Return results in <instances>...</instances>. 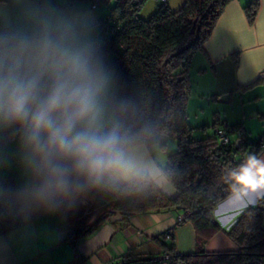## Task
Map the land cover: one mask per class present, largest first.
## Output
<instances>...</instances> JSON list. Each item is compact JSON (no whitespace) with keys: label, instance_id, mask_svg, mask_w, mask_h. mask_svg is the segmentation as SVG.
Returning <instances> with one entry per match:
<instances>
[{"label":"clouds","instance_id":"1","mask_svg":"<svg viewBox=\"0 0 264 264\" xmlns=\"http://www.w3.org/2000/svg\"><path fill=\"white\" fill-rule=\"evenodd\" d=\"M0 208L24 219L67 215L99 193L148 195L180 173L152 156L164 130L126 94L91 0H0ZM264 191V158L226 173Z\"/></svg>","mask_w":264,"mask_h":264},{"label":"trees","instance_id":"2","mask_svg":"<svg viewBox=\"0 0 264 264\" xmlns=\"http://www.w3.org/2000/svg\"><path fill=\"white\" fill-rule=\"evenodd\" d=\"M146 1L99 0V4L113 2V7L99 23L110 52L117 56L113 62L125 77L126 94L140 104L146 118L157 122L164 130L154 144L164 150L165 144L159 137L176 141L177 150L167 156L166 166L175 167L180 173L173 185L177 194L168 197L156 190L142 196L116 193L92 196L94 200L88 215L67 217L73 226L69 243L75 251L70 264L85 261L77 252L79 240L93 234L117 213L122 217L121 222L147 213L176 211L184 215L182 223H190L195 234L193 253L180 255L186 264H238L264 256V196L255 206L242 211L225 231L236 250H205V245L222 230L214 216L217 205L237 193L226 180V173L243 163L250 153L259 157L264 150V136L252 141L243 124L228 125L214 114L212 124L200 128L204 137L195 140L194 128L187 124L191 58L202 50L226 6L235 0H186L177 11H171L168 2H158L155 12L145 20L139 14ZM259 8V0H247L243 5L250 26L255 23ZM258 82L260 79L255 81ZM216 128H221L229 138L233 135L235 141L230 138L229 144L221 145ZM208 130H212L210 135ZM0 181L16 187L12 177ZM20 226L17 214L0 208V236ZM160 237L171 239L172 234L164 233ZM165 250L173 251V246Z\"/></svg>","mask_w":264,"mask_h":264},{"label":"crops","instance_id":"3","mask_svg":"<svg viewBox=\"0 0 264 264\" xmlns=\"http://www.w3.org/2000/svg\"><path fill=\"white\" fill-rule=\"evenodd\" d=\"M246 3L247 0L229 3L202 50L192 56L187 112L195 108L198 118L208 111L211 121L205 122H212L217 114L228 125L241 123L248 138L255 141L264 136V0H259V12L252 26L243 13ZM102 18L98 15V20ZM111 55L114 61L117 56ZM158 151H162L160 145ZM152 156L167 165V157H160L155 149ZM259 157L264 158V150ZM8 177L14 179L16 186L24 179L15 165L0 171V180ZM160 191L168 197L177 194L173 186ZM262 196L264 191L237 192L219 203L214 216L222 230L205 245V250H236L225 231ZM179 216L176 211H168L135 215L127 222L105 221L93 234L79 240L77 252L85 258L83 264H115L123 257L137 259L158 254L169 249L167 242L171 240L177 254H191L194 230L189 223L177 224ZM67 217H73V211L58 216L38 213L28 219L19 216L21 226L0 236V264H70L75 251L69 243L73 226ZM164 233H171L172 238H161ZM188 235L193 238L192 247L183 249L181 243Z\"/></svg>","mask_w":264,"mask_h":264},{"label":"rangeland","instance_id":"4","mask_svg":"<svg viewBox=\"0 0 264 264\" xmlns=\"http://www.w3.org/2000/svg\"><path fill=\"white\" fill-rule=\"evenodd\" d=\"M99 0L96 1H91V3L95 4L97 3L96 9H97V13L100 17H105L108 14L109 9H111L113 7V2H109L108 4H104V3H100L98 2ZM186 2V0H168V7L170 8L171 11H177L179 10L184 3ZM156 6H158V2H156L155 0H147L144 7L142 8L139 16L142 19H149L151 17V15L154 13V10L156 8ZM199 110V109H197ZM196 111L195 108H190L189 111L187 112V124L194 128L193 131V138L195 140H199L202 139L204 137V133L200 130L201 127L203 126H210L212 124V122H205L207 121V119L209 121V112L206 111L204 115H200L198 118L195 117L194 112ZM200 111V110H199ZM208 114V115H207ZM208 116V118H207ZM208 123V124H207ZM212 130H208L207 134H211ZM230 138L232 139V141H235V137L233 135H230ZM161 143L165 144V148L164 150L161 149L162 151H158L159 150V145H155V150H156V154H159V156L161 157H167L169 154L174 153L177 150V144L176 141L170 137H159ZM160 152V153H159ZM93 197H91L88 201L79 204L74 210H73V217H84L86 215L89 214V211L91 209V205L93 203ZM186 224V223H184ZM190 224V223H189ZM192 242H193V238L191 236H187L185 239H183V242L181 243V246L183 249H190L192 247ZM169 244V246H172V241H168L167 242ZM194 244V243H193Z\"/></svg>","mask_w":264,"mask_h":264},{"label":"built area","instance_id":"5","mask_svg":"<svg viewBox=\"0 0 264 264\" xmlns=\"http://www.w3.org/2000/svg\"><path fill=\"white\" fill-rule=\"evenodd\" d=\"M159 3H167L168 0H155ZM97 6V3L94 4ZM121 47V45H120ZM216 133L218 134V141L221 145H227L230 142L229 136L221 129L216 128ZM262 148H264V142H262ZM184 215H180L177 218V224H181L183 222ZM115 264H186L181 258L180 255L177 254L175 251H168L164 250L158 254L137 258V259H130V258H120L118 263ZM238 264H264V256H258L249 258L246 261L240 262Z\"/></svg>","mask_w":264,"mask_h":264},{"label":"water","instance_id":"6","mask_svg":"<svg viewBox=\"0 0 264 264\" xmlns=\"http://www.w3.org/2000/svg\"><path fill=\"white\" fill-rule=\"evenodd\" d=\"M121 220H122L121 215L119 213H117L115 216L111 217L109 221L110 222H119Z\"/></svg>","mask_w":264,"mask_h":264}]
</instances>
